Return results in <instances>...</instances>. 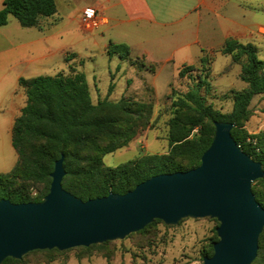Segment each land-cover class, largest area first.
I'll return each instance as SVG.
<instances>
[{"label":"trees","instance_id":"trees-1","mask_svg":"<svg viewBox=\"0 0 264 264\" xmlns=\"http://www.w3.org/2000/svg\"><path fill=\"white\" fill-rule=\"evenodd\" d=\"M55 13L54 0H4L0 27L7 24L9 17L22 28L37 27L41 18ZM121 52L127 55V46L110 44L107 48L109 57ZM219 53L230 56L232 63L240 66L239 79L246 85L240 91L229 92L231 111L221 113L207 105L201 94V90L208 92L210 88L208 67L213 63V55L204 54L198 65L208 72L203 70L192 76L195 67L183 65L177 77L188 79L187 90L166 97L171 100L167 153L146 154L114 168L104 165V156L126 147L146 126L153 110L152 95L141 99L123 96L117 102L105 99L93 104L84 74L74 69L68 74L19 79L26 103L11 133L17 162L10 172L0 174V200L13 204L41 202L49 191L50 174L61 154L65 171L62 189L83 202L111 193L123 195L156 175L187 172L198 167L201 155L210 146L214 122L234 124L231 137L245 154L260 163L264 172V131L249 134L245 128L253 98L264 97V61L257 58L251 45L234 40H227ZM146 91L153 94L151 89ZM36 185L37 195L32 196L30 190ZM251 191L264 209V177L253 182ZM157 223L162 222L155 220L136 234L145 233ZM216 241L215 236L202 260L212 256ZM108 244L78 248L88 251ZM39 253L63 255L65 251H34L21 260L5 259L2 264H26L28 256ZM252 264H264V228Z\"/></svg>","mask_w":264,"mask_h":264},{"label":"water","instance_id":"water-1","mask_svg":"<svg viewBox=\"0 0 264 264\" xmlns=\"http://www.w3.org/2000/svg\"><path fill=\"white\" fill-rule=\"evenodd\" d=\"M214 134L198 167L161 174L123 194L81 201L62 189L64 157L55 161L47 195L39 203L0 200V264L34 251L59 252L123 240L158 220L214 219L217 241L202 264H252L264 228V209L251 191L262 179L231 137L234 124L214 122Z\"/></svg>","mask_w":264,"mask_h":264},{"label":"crops","instance_id":"crops-1","mask_svg":"<svg viewBox=\"0 0 264 264\" xmlns=\"http://www.w3.org/2000/svg\"><path fill=\"white\" fill-rule=\"evenodd\" d=\"M3 1L0 0V10ZM54 3L56 13L41 18L37 27L22 28L12 17L0 27V174L10 172L17 162L11 133L26 103L18 80L42 75L53 62L57 66L51 71L53 76L68 74L71 69L77 71L71 65L72 60L83 55L79 51L68 55L72 37L83 41L89 59L108 58L110 44L125 45L127 56L133 59H153L162 64L177 60L180 65L177 73L183 65H198L204 54L213 55V62L214 55L223 56L226 67L230 66L229 72H234L239 83L228 86L223 80L229 72L219 73L220 80L217 83L212 80L210 87L221 93L240 91L246 86L239 79L240 66L232 63L230 56L219 53L227 40L251 45L257 58L264 59V0H54ZM86 7L96 9L100 16L95 30L80 25V14ZM80 29L87 34L81 39ZM126 59L134 65L133 60ZM216 75L211 67L212 79ZM127 87L135 91L132 80ZM256 103L264 109L263 96L254 97L250 107Z\"/></svg>","mask_w":264,"mask_h":264},{"label":"rangeland","instance_id":"rangeland-1","mask_svg":"<svg viewBox=\"0 0 264 264\" xmlns=\"http://www.w3.org/2000/svg\"><path fill=\"white\" fill-rule=\"evenodd\" d=\"M79 32L80 39L81 36L87 35L81 29ZM81 41L72 37L67 53L70 55L79 51L83 55L73 59L71 65L85 75L93 103L105 99L117 102L123 96H133L137 99L153 96V110L146 126L140 128L126 147L104 156V165L114 168L137 159L140 155L167 153V123L171 116V100L166 97L172 92H185L189 85L187 78L177 77V68L180 66L178 61L169 64H162L153 59L143 61L141 57L133 59L123 52L108 58L89 59ZM126 58L133 60L134 65L126 62ZM258 59L264 60L262 56ZM54 63L40 76H53L51 71L57 67ZM193 66L196 70L192 72V76L199 75L204 70L199 65ZM211 67L212 73L217 74L213 79ZM208 68L210 85L212 80L214 83L220 80L219 73L225 74L230 70V66L226 67L225 57L217 55H214L213 66L211 64ZM129 80L133 81L135 91L128 89ZM223 81L228 83V86H236L238 82L233 71L226 74ZM152 88L153 94L146 91ZM229 92L221 93L213 87H210L208 92L201 90L207 105L213 106L223 114L232 109ZM250 111L251 117L245 124L247 132L257 134L264 131V109L256 103L250 107ZM37 187L36 185L30 190L32 196L37 195ZM217 226V221L209 218L184 219L175 226L157 223L143 234H131L123 240L109 242L108 245L94 247L88 251L74 248L65 251L63 255L33 254L26 258V264H202L203 253L208 251L215 238Z\"/></svg>","mask_w":264,"mask_h":264},{"label":"built area","instance_id":"built-area-1","mask_svg":"<svg viewBox=\"0 0 264 264\" xmlns=\"http://www.w3.org/2000/svg\"><path fill=\"white\" fill-rule=\"evenodd\" d=\"M79 21L83 29L95 30L99 27L100 16L96 11V9L91 7H86L82 10ZM263 33H264V29H263Z\"/></svg>","mask_w":264,"mask_h":264}]
</instances>
